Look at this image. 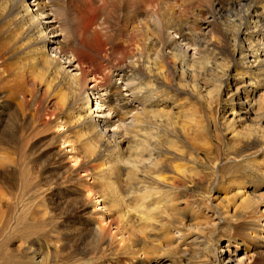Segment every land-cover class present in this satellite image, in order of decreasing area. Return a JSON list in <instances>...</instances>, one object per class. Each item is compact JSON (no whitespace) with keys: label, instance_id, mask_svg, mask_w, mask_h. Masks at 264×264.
Masks as SVG:
<instances>
[{"label":"bare ground","instance_id":"obj_1","mask_svg":"<svg viewBox=\"0 0 264 264\" xmlns=\"http://www.w3.org/2000/svg\"><path fill=\"white\" fill-rule=\"evenodd\" d=\"M3 191L0 264H264V0H0Z\"/></svg>","mask_w":264,"mask_h":264},{"label":"rangeland","instance_id":"obj_2","mask_svg":"<svg viewBox=\"0 0 264 264\" xmlns=\"http://www.w3.org/2000/svg\"><path fill=\"white\" fill-rule=\"evenodd\" d=\"M52 9L55 10V7H53ZM52 25H53V27L56 30H58V31L60 30L59 24H57V23L55 24L54 23ZM58 31H57V35H59L58 36V40L62 41L63 40L62 36H64V33L60 32V31H59L60 32L59 33ZM68 55H69V59H70V57H71L70 53H68L67 56ZM72 58L73 57H71V60H72ZM70 66H72V67H69L68 69L64 68L66 70V72L70 73L71 75L78 76V74H80V72L78 70L77 64L76 63H71ZM63 67H66V66L63 65ZM106 74H108L107 75V77H108V83L107 84H109L111 86L114 85V86L118 87V89L121 91V94L126 99L131 100L132 104H134V106L137 107L136 111L137 110L139 111L140 107H138V105L133 102V100H132L133 96H131L130 93L127 91L128 88H130V87H127L126 82H124L122 79H119L118 75L117 74L115 75V72H109V73H106ZM107 84L99 87V86H97V84L95 85V83L90 82L88 80V82L86 84L87 88H83V90L81 92L82 93L81 95L88 96V100H89V96H91V95H95L96 98L98 97V99H96V98L91 96L90 99H92V100L88 101V105L90 107L92 118H94L96 121L97 120L98 121L99 120L102 121L101 125L102 126L104 125V128H106V130L109 133H114L116 135L115 137L118 140H120V139L122 140L123 139L122 137H123V134H124V129L129 128V127L132 126L131 116L133 114H130L124 121H117L116 120V118L114 117V114L111 111H109V109H108L110 106H112V102L110 100H108L109 98H107L108 92L111 89V88L109 89V87H107L108 86ZM92 86H95L97 88L89 89V87H92ZM114 86H112V87H114ZM109 102H111V103H109ZM103 121H104V123H103ZM41 136H44V134H42ZM43 143L44 142L42 141V144ZM45 146L46 145H43L42 148H45ZM202 188L203 187H201V189H199V192H203ZM9 192H10V190H9ZM3 193L6 196L0 195V198L3 199V201L1 202L2 204H1V207H0V212H2L4 217L7 215L9 228H10V226H12L15 229L16 228L20 229L22 227V223H23L22 222V216H21L22 214L20 215V213L17 211V209H14L11 206H8L9 197H8L7 191H3ZM197 194H200V193L197 192ZM214 194L215 193L213 191H211V195L215 196ZM18 201H23L24 202L23 199H20ZM199 208H201V205H199ZM75 216H77V215H75ZM72 220L73 219L70 218V219H68L67 222L69 223ZM61 235H62L61 236V243L64 244V248L63 249L66 251L65 253L70 252V253H72V255L76 256V258L77 257L80 258L82 252H80V250H78V249L82 248V245H81L82 242L77 241L76 238H75L74 242L73 241L71 242V239L68 242V240H66L67 239L66 236H64L65 234L61 233ZM8 238L11 240V243L9 245V249H14V248L18 247V245H20L22 243V238L16 232L12 236H9ZM32 240H33V238H32ZM64 240H65V242H64ZM41 243H43L41 240L38 241L37 243H34L36 249L39 250V248H40L39 251L43 250ZM83 252H84V250H83ZM191 264H197V262L192 260Z\"/></svg>","mask_w":264,"mask_h":264}]
</instances>
